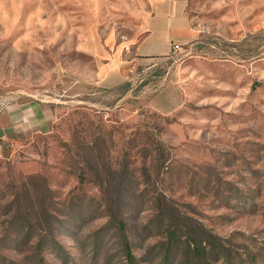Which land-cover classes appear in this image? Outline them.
Returning a JSON list of instances; mask_svg holds the SVG:
<instances>
[{
    "label": "rangeland",
    "instance_id": "374dc122",
    "mask_svg": "<svg viewBox=\"0 0 264 264\" xmlns=\"http://www.w3.org/2000/svg\"><path fill=\"white\" fill-rule=\"evenodd\" d=\"M24 102L52 127L0 151V264H264V0H0Z\"/></svg>",
    "mask_w": 264,
    "mask_h": 264
},
{
    "label": "crops",
    "instance_id": "0c3cea01",
    "mask_svg": "<svg viewBox=\"0 0 264 264\" xmlns=\"http://www.w3.org/2000/svg\"><path fill=\"white\" fill-rule=\"evenodd\" d=\"M168 33L152 34L148 54L167 55L170 42L180 44L190 37L187 25L182 20L169 22ZM52 127V115L41 103L24 102L9 105L0 116V140L3 144L22 143L37 134H47Z\"/></svg>",
    "mask_w": 264,
    "mask_h": 264
},
{
    "label": "built area",
    "instance_id": "2783aa9c",
    "mask_svg": "<svg viewBox=\"0 0 264 264\" xmlns=\"http://www.w3.org/2000/svg\"><path fill=\"white\" fill-rule=\"evenodd\" d=\"M173 49H178V46L175 45V46L173 47ZM2 147H3V143H0V151L2 150Z\"/></svg>",
    "mask_w": 264,
    "mask_h": 264
}]
</instances>
